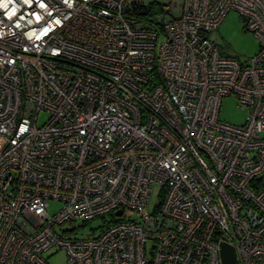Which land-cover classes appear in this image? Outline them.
Masks as SVG:
<instances>
[{
	"label": "built area",
	"instance_id": "2783aa9c",
	"mask_svg": "<svg viewBox=\"0 0 264 264\" xmlns=\"http://www.w3.org/2000/svg\"><path fill=\"white\" fill-rule=\"evenodd\" d=\"M157 1L0 0V264H264V0ZM232 11L254 57L211 39Z\"/></svg>",
	"mask_w": 264,
	"mask_h": 264
},
{
	"label": "rangeland",
	"instance_id": "374dc122",
	"mask_svg": "<svg viewBox=\"0 0 264 264\" xmlns=\"http://www.w3.org/2000/svg\"><path fill=\"white\" fill-rule=\"evenodd\" d=\"M211 39L215 42L222 53L228 56L239 57L242 60L254 57L259 50V41L256 36L246 31L244 20L239 13L232 11L223 20L219 28L211 35ZM248 116V111L243 110L239 105L237 99L233 96L223 98L220 110V120L230 123L232 125H242ZM49 119L47 114H41L39 117V125H43ZM161 198V187L154 186L153 193L150 199L149 206L147 207L148 213H153ZM61 207L59 202H51L49 213L55 214ZM126 218L133 217L136 219L135 214L126 211ZM101 220L92 221L87 226L76 230L77 237H87L94 233V230L100 227ZM62 229H71L64 225ZM49 264H67V254L65 251L52 250L45 254Z\"/></svg>",
	"mask_w": 264,
	"mask_h": 264
},
{
	"label": "trees",
	"instance_id": "16d2710c",
	"mask_svg": "<svg viewBox=\"0 0 264 264\" xmlns=\"http://www.w3.org/2000/svg\"><path fill=\"white\" fill-rule=\"evenodd\" d=\"M163 11L162 4L157 0H144L143 3L136 4L133 7L132 18L141 22H146L150 17H155ZM114 221V220H112Z\"/></svg>",
	"mask_w": 264,
	"mask_h": 264
},
{
	"label": "water",
	"instance_id": "95a60500",
	"mask_svg": "<svg viewBox=\"0 0 264 264\" xmlns=\"http://www.w3.org/2000/svg\"><path fill=\"white\" fill-rule=\"evenodd\" d=\"M118 216L122 215V212L117 213ZM220 263L221 264H239V259L234 247L222 243L220 245Z\"/></svg>",
	"mask_w": 264,
	"mask_h": 264
},
{
	"label": "clouds",
	"instance_id": "9594fccd",
	"mask_svg": "<svg viewBox=\"0 0 264 264\" xmlns=\"http://www.w3.org/2000/svg\"><path fill=\"white\" fill-rule=\"evenodd\" d=\"M23 130V129H22Z\"/></svg>",
	"mask_w": 264,
	"mask_h": 264
}]
</instances>
